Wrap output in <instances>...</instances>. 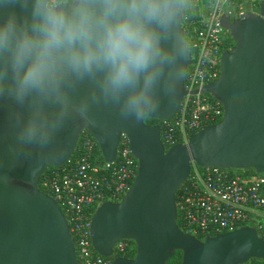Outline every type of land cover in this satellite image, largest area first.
Returning <instances> with one entry per match:
<instances>
[{"label": "water", "instance_id": "1", "mask_svg": "<svg viewBox=\"0 0 264 264\" xmlns=\"http://www.w3.org/2000/svg\"><path fill=\"white\" fill-rule=\"evenodd\" d=\"M185 11L175 39L188 48L175 99L139 122H124L108 110L96 112V126L70 125L56 155L42 163L41 154L14 156L10 152L8 110L0 108V264H80L74 238L58 203L39 187L48 167L60 168L74 155L83 132L91 133L106 163L116 161L123 137L138 161V176L120 203H104L92 219L95 252L114 257L121 241L134 242L136 257L115 258L112 264H169L182 253V264H247L264 261V239L254 228L204 241L182 231L176 196L193 168L264 174V0L257 14L241 20L222 18L235 43L221 57L218 79L194 91L222 104L224 117L202 129L187 144L167 150L160 125L172 121L185 97L192 53L185 41ZM251 242V247L244 245Z\"/></svg>", "mask_w": 264, "mask_h": 264}, {"label": "clouds", "instance_id": "2", "mask_svg": "<svg viewBox=\"0 0 264 264\" xmlns=\"http://www.w3.org/2000/svg\"><path fill=\"white\" fill-rule=\"evenodd\" d=\"M187 0H0V108L14 156L56 155L96 112L139 122L174 101ZM251 247V242L244 245Z\"/></svg>", "mask_w": 264, "mask_h": 264}, {"label": "built area", "instance_id": "3", "mask_svg": "<svg viewBox=\"0 0 264 264\" xmlns=\"http://www.w3.org/2000/svg\"><path fill=\"white\" fill-rule=\"evenodd\" d=\"M262 1H190L184 21L185 37L187 34L193 48L192 65L185 80L190 94L176 117L160 125L167 150L187 144L193 135L223 120L221 103L209 95L191 93L219 78L221 57L234 47L222 18L237 21L248 14H257ZM79 143L78 158L41 178L40 184L65 215L79 263L112 264L116 253H125L131 245L129 241L119 242L112 259L98 255L92 244V219L104 203H120L129 193L138 176V161L132 156L126 137L113 163L98 161L99 146L91 133L83 132ZM179 191L177 206L182 211L183 232L204 241L250 227L264 239V174L242 175L232 170L194 167Z\"/></svg>", "mask_w": 264, "mask_h": 264}, {"label": "trees", "instance_id": "4", "mask_svg": "<svg viewBox=\"0 0 264 264\" xmlns=\"http://www.w3.org/2000/svg\"><path fill=\"white\" fill-rule=\"evenodd\" d=\"M188 7H189V4H188V6L185 9V15H187ZM183 27H184V31H185V23H184V26ZM185 41L188 44L190 51L193 52V48L191 46V43H190V40H189V37H188L187 34H186V37H185ZM234 45H235V43H233V46ZM146 122L150 126L163 124V122L158 121V120H147ZM79 145H80V143H78V146L76 148V151H75L74 155L72 156L71 160H75V159L78 158V156H79ZM97 158H98V161L99 162H101V163L105 162L104 161V158H103V156L101 154V151H100L99 147H98V150H97ZM57 170H58V168L48 167L46 169L45 173L42 176V180H43V178H45L48 175H51L52 173L56 172ZM232 172L235 173V174H242V175H256L257 174L253 170H247V171H236V170H232ZM40 189L42 191H45V193H48L47 190H45V189L42 188L41 184H40ZM180 192L181 191H178L177 196H176V201H177V204L178 205H179V202H180V200H179ZM178 224H179V226H180L181 229H184V227H183V220H182V211H181L180 208H178ZM129 243H130L131 247L125 253H116V258L128 257V258L134 259L136 257V245H135L134 242H130L129 241ZM169 264H182V253H180V252L176 253V255L169 262ZM247 264H264V261H262V260H251Z\"/></svg>", "mask_w": 264, "mask_h": 264}, {"label": "flooded vegetation", "instance_id": "5", "mask_svg": "<svg viewBox=\"0 0 264 264\" xmlns=\"http://www.w3.org/2000/svg\"><path fill=\"white\" fill-rule=\"evenodd\" d=\"M190 1H191V0H187V4H189V3H190Z\"/></svg>", "mask_w": 264, "mask_h": 264}]
</instances>
